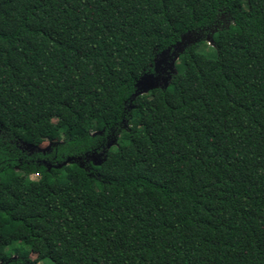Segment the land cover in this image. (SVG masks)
<instances>
[{"label": "trees", "instance_id": "16d2710c", "mask_svg": "<svg viewBox=\"0 0 264 264\" xmlns=\"http://www.w3.org/2000/svg\"><path fill=\"white\" fill-rule=\"evenodd\" d=\"M47 259L264 264V0H0V264Z\"/></svg>", "mask_w": 264, "mask_h": 264}, {"label": "rangeland", "instance_id": "374dc122", "mask_svg": "<svg viewBox=\"0 0 264 264\" xmlns=\"http://www.w3.org/2000/svg\"><path fill=\"white\" fill-rule=\"evenodd\" d=\"M229 18L226 16L221 17V21L218 26L211 28L205 32H188L184 34L180 42L172 48L167 49L163 53L159 54L153 65V71L145 73L140 79L136 93H147L153 91L156 93L159 89L170 87L172 75L177 70V64L183 59V53L185 47L195 41L204 39L209 45H212L215 40L214 31L220 27L225 26L229 23ZM131 107V105L129 106ZM55 130L52 131L51 135L47 138H42L39 146H31L28 144L21 143L20 147L30 153L35 151L49 150L54 142H56ZM111 144H108L103 151L96 154L93 158L95 162H100L106 157L113 155L110 151ZM32 178H37V175H32ZM37 257L36 253L31 254V259ZM46 262V263H45ZM40 264H52L51 260L47 259L42 261Z\"/></svg>", "mask_w": 264, "mask_h": 264}, {"label": "water", "instance_id": "95a60500", "mask_svg": "<svg viewBox=\"0 0 264 264\" xmlns=\"http://www.w3.org/2000/svg\"><path fill=\"white\" fill-rule=\"evenodd\" d=\"M139 83V82H138ZM137 87H138V84H137ZM137 92V91H136Z\"/></svg>", "mask_w": 264, "mask_h": 264}]
</instances>
